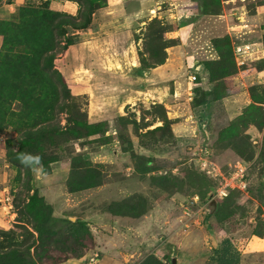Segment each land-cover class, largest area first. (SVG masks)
Segmentation results:
<instances>
[{"label":"rangeland","instance_id":"obj_1","mask_svg":"<svg viewBox=\"0 0 264 264\" xmlns=\"http://www.w3.org/2000/svg\"><path fill=\"white\" fill-rule=\"evenodd\" d=\"M87 3L0 0V60L4 30L24 12L77 22L48 52L75 105L66 95V110L50 111L47 93L30 103L53 126L86 125L20 147L26 109L4 88L0 264H218L225 241L239 264H264V0ZM8 113L22 127H5ZM37 219L42 242L28 257L32 241L18 234L36 238Z\"/></svg>","mask_w":264,"mask_h":264},{"label":"trees","instance_id":"obj_2","mask_svg":"<svg viewBox=\"0 0 264 264\" xmlns=\"http://www.w3.org/2000/svg\"><path fill=\"white\" fill-rule=\"evenodd\" d=\"M87 1L88 6H92V0ZM80 7L83 8L81 5ZM72 21V17L49 14L48 12H46V10L35 9L31 11V15H29L28 13L25 14L24 12L19 24H12V26L10 24L9 27L6 28L8 30H4V37H2V40L4 42V44L2 45L3 53L0 60V101L2 103L6 102L5 100L7 98L6 96H4L6 94L4 88L11 85L9 87L10 90L21 96L20 98L26 109L23 114V119L28 121L26 123H24L23 120L20 121L24 123L23 125H25V127H22L20 124H18L19 122L17 123L12 119V116H8V113L4 115L3 124L5 125V127L18 124V126H21L23 129L25 128L23 130L24 139H14V143L16 145H19L20 147L26 145V143L30 140H38L40 138L46 140L45 143L47 144H55L58 142V137H62L68 132H74L75 134L86 129V125L83 123L82 119L74 120L73 124L69 125L70 129L68 131L67 127L60 128L58 126H53L52 124L48 123L47 120H49V118L46 117L44 119V111L36 110V101L34 105L30 103V101L32 100V96L43 97L47 93L50 94L47 99L51 103L49 105L50 111H53L55 106L59 112H64L66 110L65 106H61L64 105V96L67 95L68 99L73 102V97L69 95L68 90H66V86H64L62 76L60 75V73H58L57 70L53 69V54L48 53L51 46L55 45L53 43L54 33L59 37L64 36L63 27L70 24L74 26V24L77 23ZM88 23L89 21L85 20V23L83 24H85L84 26H88ZM71 44V42L65 41L63 46L67 49V47ZM16 47H22L23 52L16 53ZM6 72H8L11 77H6L4 75V73ZM52 74H55L59 77V82L53 80V78L51 77ZM19 77H22L23 79L19 80ZM13 82L16 83L12 84ZM42 84H45L47 89L50 91L46 92L37 89L35 92V89ZM26 86H28V88H25ZM58 86H61L63 88L65 95L63 93V96H61V93L57 91ZM196 104L202 105L204 104V102L200 100L199 102H196ZM38 105L39 104H37V106ZM74 105L75 103L73 102L71 107H73ZM77 112L79 113L78 110L75 111V113ZM31 121L32 123L30 124ZM15 140H18L17 143L15 142ZM11 154L12 153H10L8 156H10ZM27 191H30V187H28ZM31 199H33V196L30 197V200ZM34 204L36 208L34 210H30V215L33 218H35V215L39 211L41 212L44 209V205H39L37 202ZM212 210L213 208H211V212ZM32 226V230L37 234L36 238L34 237V234L27 229L24 230V235L21 233L18 234L19 237L24 239V246L25 242H27L28 240L32 241L31 245L25 247V252L27 251L28 257L30 256V254L28 255L30 249L37 248V246H39L42 242L44 222L37 219L35 220V224ZM1 234L6 233L0 231V237L2 238ZM9 234H12L11 240L15 242L16 246L22 247V242H16V238L18 236H15L13 232L4 235V237H6L7 239ZM227 242L229 243V241H225V245L223 247L216 250L214 249L213 251V253L217 256V263L239 264V257L236 251H232L230 249V246L227 245ZM14 253H16V256L24 260V252H20V250H18V252ZM9 255L10 254L2 252L0 257H6ZM38 263L44 264L43 261H40L39 259Z\"/></svg>","mask_w":264,"mask_h":264},{"label":"built area","instance_id":"obj_3","mask_svg":"<svg viewBox=\"0 0 264 264\" xmlns=\"http://www.w3.org/2000/svg\"><path fill=\"white\" fill-rule=\"evenodd\" d=\"M195 79H196V77L193 75V76H191V77H189V80L191 81V82H193V81H195ZM240 176H241V174H240ZM228 185H224L223 186V188H226ZM226 191H224V189H222V190H219V191H217V193H216V196L217 197H220V198H222V196H225L226 194ZM217 194H219L220 196H218ZM222 195V196H221ZM91 261H93L92 259H91Z\"/></svg>","mask_w":264,"mask_h":264},{"label":"water","instance_id":"obj_4","mask_svg":"<svg viewBox=\"0 0 264 264\" xmlns=\"http://www.w3.org/2000/svg\"><path fill=\"white\" fill-rule=\"evenodd\" d=\"M170 264H175V262H176V259L174 258V257H170Z\"/></svg>","mask_w":264,"mask_h":264}]
</instances>
